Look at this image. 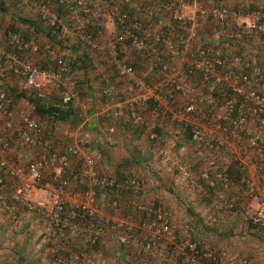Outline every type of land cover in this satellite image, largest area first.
Returning a JSON list of instances; mask_svg holds the SVG:
<instances>
[{
    "label": "built area",
    "instance_id": "obj_1",
    "mask_svg": "<svg viewBox=\"0 0 264 264\" xmlns=\"http://www.w3.org/2000/svg\"><path fill=\"white\" fill-rule=\"evenodd\" d=\"M5 1L29 10L35 8L58 40L74 31L77 38L94 47L102 28L107 24L114 25L116 31L112 29L108 36L109 54L113 58L108 66L113 76H101V95L111 106L112 116L118 118L125 108L131 126L142 128L147 123L141 108L155 104L153 109L159 116L192 126L189 143L201 160L200 176L207 184H213L215 180L224 185L229 182L227 171L216 156L217 148L235 143L242 136L260 161H264V150L260 146L264 92L257 89L264 76V60L258 57L257 51L249 54H230L229 51L231 40L243 36L254 40L264 34V6L254 4L251 9L242 10L210 0H131L125 8L121 0H57L69 8V24L61 20L48 3ZM136 8L167 13L168 21L177 24L185 33L184 45L180 47L171 34L146 28ZM210 20L220 23V29L214 33V42L189 48L190 37L196 36L198 27ZM93 25L100 29L93 32ZM0 33L12 48L6 51L2 68L21 78L20 89L33 91L41 99L55 95L63 104L77 100L76 76L72 75V65L64 55L57 54L50 43L43 44L41 48L54 62L48 69L40 68L26 57L29 50L39 51L38 45L10 29L0 28ZM125 39L130 41L137 54L148 57L147 62L156 73L154 81L139 78L134 66L125 57H120L116 42ZM90 62L93 67L99 65L98 59L93 58ZM124 79L133 85L135 93L130 98L123 97L117 88V82ZM227 90L231 93H224ZM238 98L248 102L247 113L241 116L233 115ZM12 106L13 98L0 88V200L13 214L14 221L18 218L15 210L21 208L36 212L49 223L54 239L49 245L51 261L54 264H127L116 253L114 257H108L104 248L110 243L129 245L137 253L149 252L163 260L152 239L161 245L166 241L176 244L175 227L170 222L171 210L136 205L138 210L148 208L155 213L156 219L141 221L138 212L128 209L124 212L122 203L128 192L148 187L154 178L131 173L119 179L111 172H104L98 167L96 157L80 148L91 145V139L81 130L64 134L68 138L77 137L79 145L65 144L60 149L51 143L49 130L34 116L23 111L14 116ZM251 116L257 123L256 129L249 126ZM113 132V126L106 127L104 140L110 146L116 145ZM150 137L156 138V134L152 133ZM209 138L216 144L202 150V141ZM23 145L35 146L38 151L36 156L20 164L11 154L14 148ZM155 148L163 161L171 162L178 169L179 183H199L192 172L171 155L168 146ZM236 153L239 157L240 151ZM239 160L240 168H248L241 181L255 204L250 217L253 223L264 224V196L257 188L248 158L243 156ZM72 162L78 163V167ZM35 189H42L43 196L34 198ZM232 207L233 203L228 204V208ZM190 247L194 249L195 243ZM195 253L189 260L195 261ZM211 254L204 252L203 257L214 260ZM229 258L226 252L219 254L221 262Z\"/></svg>",
    "mask_w": 264,
    "mask_h": 264
},
{
    "label": "trees",
    "instance_id": "obj_2",
    "mask_svg": "<svg viewBox=\"0 0 264 264\" xmlns=\"http://www.w3.org/2000/svg\"><path fill=\"white\" fill-rule=\"evenodd\" d=\"M35 1L38 3H48L50 7L60 15V18H64L65 21L71 24L68 17L69 8L67 6L59 4L57 0ZM15 6H17L15 3H6L5 0H0V28H6L18 32L19 34L23 35L28 42L34 40H32L33 38L31 39L32 36L24 32L21 28H26V30L30 28L33 33L45 37L48 40L46 43L51 42L50 39H53V43H50L51 45L60 44L62 47L64 45L61 41L64 40L66 41L64 42V47L70 48L71 52L76 53V60L80 62L79 64H73L72 61H69L70 65H72V72L81 69L85 74L87 68L93 67L89 62V53L86 54L88 45L85 41H82L80 38H78L72 43L69 42L68 36H65L66 38L63 40H58L54 36L52 29L44 21H42L38 15H21L19 13L17 15L12 14V10ZM251 8L252 7L247 6L243 8V10H249ZM7 13H9L11 16L7 15L9 20L7 21V24L4 25V20L1 21V17L3 19L6 17L4 15ZM138 13L140 20L150 31H159L165 33L166 35L171 34L173 39L177 40V43L181 45L180 47L184 45V39L186 38L185 33L179 30L177 24L168 21L170 18L167 13H157L153 9L144 11L146 14L145 19H148L145 22V19H143L141 16L143 12L140 13V10H138ZM163 18H167V22H165ZM203 26L204 27L203 30H201L200 35H206L207 32L208 34H211L213 27L209 26V23ZM91 29H93V32H95L100 28L99 26L93 25V28ZM0 34V45H2L3 49V54H0L1 68L2 61L6 57V51H10L12 48L7 45L6 38L4 37L3 33ZM208 37L210 36L208 35ZM206 39L201 42V45L207 44L209 39L207 41ZM191 40L192 39H190L189 42ZM212 42H214L213 39ZM116 44L119 49L120 57L123 55L130 57V55L137 54V52L132 49L128 39H125L122 42H116ZM42 46L43 45H41L39 49L41 62L38 63L37 60L36 62L40 68L48 69L51 67L54 61L51 62L50 54L44 52L41 48ZM247 46L251 47L250 52L257 51L256 53L258 57L261 58V49L264 48V34L258 36L254 40H250L247 36L231 40L229 48L230 54H240L244 49H246ZM191 47L194 48V46ZM80 50L83 52L80 53ZM28 53L29 52L27 51L26 54ZM138 55L140 58H143V60H141L137 56V59L140 60L139 64L143 65V63L145 64V62L148 61V57L141 56L140 54ZM129 63L134 66L136 73H139V69L141 70L142 67L136 66V61L130 60ZM147 70L153 72L156 75L151 64L147 67ZM0 78L2 79V76H0ZM83 79L76 77V89L80 99L83 98L84 94L83 86L85 78ZM143 79L146 82L151 81L148 77H143ZM101 81L103 84V79H101ZM0 88L3 89L9 96H11L13 100L22 99L27 101V103L30 105L29 107L31 111V113H28L34 116L37 120L39 118L40 120L44 121L46 124L49 122L51 127L55 124L57 126L67 124L70 128H73V126H77L83 121L81 105L79 106L76 103L77 101H72L69 104H63L55 95L49 96V99H41L38 98L33 91H24L20 89V86L2 87L1 85ZM257 89L260 92H264V76L260 80ZM227 91H224V93H231L230 90ZM151 106L154 108L155 104ZM247 106V101L238 98L235 103L233 115L241 116L246 114ZM141 110L142 112H145L144 108H141ZM123 114L126 115L128 128L131 133L137 135V138L142 136L141 145H143L142 148H144V150L142 148L137 149V147H134V152L131 153L130 159H127L125 162L123 161L121 165L116 166L115 169L117 174L115 175L119 179H123L125 174L131 173L152 176L154 178L153 183L148 187L144 189L140 188V190H134L133 193H127L125 196L126 198L122 200V203L125 206L124 212L127 209L131 212H138L140 214L141 221H148V219L154 220L156 217L153 211H148V208L138 210L136 205H143L153 209L163 210L164 208L166 210H170L168 207L170 205H168V199L166 198L165 194L167 197L171 195L175 199L178 198L180 200V204L186 210L187 217L189 218L187 225L190 228H187L188 233H186L184 237L179 236L182 232L177 230L176 226L174 225V214L171 211L173 215L170 222H172L173 226L175 227L174 234L176 244L166 241L161 245L152 239V244L159 247L157 251L161 252V255L164 257L161 261L158 260L161 256H152L149 252L137 253L135 250L131 249L129 245L116 244L114 248V243H110L111 245L109 244V247H113V253H116L117 257L120 255L119 258L123 257L124 262L127 264H263L260 257L264 258V224L253 223L250 217L251 212L248 211L247 203L249 202L248 200H251V198L246 194V186L241 181L242 177L246 176L245 174H247L248 168H240L239 158L244 156L245 158L250 159V161L253 163V169L251 170L257 180V183L261 186L264 185V175L262 171V168L264 169V161H260L255 151L250 147L247 149L245 148V146L248 144L246 138L242 136L239 140L240 144H242L244 147V150L240 149L239 157L237 155L235 156L234 151L230 150L227 145L217 148L216 156L218 160L223 163L225 171H227L228 174L229 182L224 185L221 182L215 180L213 184L209 185L200 176L201 160H199V158L196 156V153L192 150V147L189 143V139L193 131L192 126L160 115L159 117L161 120L159 124L153 123L150 125L149 123L148 126H144L142 128L137 127L136 129L131 126L129 122L130 118L127 111L125 112V108H123V112H121L118 118L122 117ZM111 117L114 118L112 113ZM203 119L204 117L202 116L201 120ZM254 119L255 118L253 116L250 117L249 126L256 129L258 126ZM260 132V146L264 147V142L261 143L263 141L262 138L264 139V126L260 127ZM152 133L156 134V138L150 137ZM202 142V150H207L208 147L214 146L216 144V141L211 138ZM163 145L171 148L170 150L173 152L177 160L181 164H184L192 172V175L196 181L199 182L196 185H189L190 188L196 187L195 189L198 191L194 189V191H191L194 192L193 194H198L199 205L203 206L204 208L207 207L208 211L210 212L209 215H202L201 212L195 211L193 209L194 204L192 205L191 199L182 198L184 195L192 196V194H185L174 190V187L177 184L176 182L178 181V169L175 168L171 162L163 161L162 157L157 153L158 147L155 148V146ZM197 186H200V190L197 189ZM230 203H233L234 207L228 208V204ZM219 205H221V207H219ZM227 214L232 217L229 219L224 218L225 216H228ZM238 225L241 226L239 229L237 227ZM137 235L139 236L140 233H137ZM224 240H226V243L229 244L228 249L221 245ZM177 241H179V243ZM193 243H195L196 247L191 249L190 246ZM178 244H181L182 247H178ZM242 246H244V248ZM241 248L243 250L240 251L239 249ZM104 249L107 251L109 248L107 246ZM256 249L257 254L261 252L260 257H257ZM261 250H263V252ZM234 251L237 252L236 255H232ZM204 252H211V256L214 257V260L203 257ZM222 252L228 253L230 258L221 262L219 261V254ZM194 253L195 261L191 259L189 260L191 255Z\"/></svg>",
    "mask_w": 264,
    "mask_h": 264
},
{
    "label": "crops",
    "instance_id": "obj_3",
    "mask_svg": "<svg viewBox=\"0 0 264 264\" xmlns=\"http://www.w3.org/2000/svg\"><path fill=\"white\" fill-rule=\"evenodd\" d=\"M251 1V0H249ZM257 1V0H255ZM124 4L123 7L127 8L131 4V0H121ZM210 2L216 3L218 5H223L227 7L232 8H238L242 9L245 7H252L253 3L248 2L247 0H210ZM262 2V1H261ZM6 3H12L8 2ZM134 5V4H133ZM131 8V7H130ZM146 8V7H145ZM145 8L137 9L140 10L141 16L143 19H145ZM14 15H17L18 13L21 15H38L37 10L33 8V10L25 9L22 6H15L12 10ZM135 11V8H134ZM10 13V12H9ZM9 13L5 14L3 19L1 17V21L4 20V25L7 24V21L9 20L8 16H11ZM139 14V13H138ZM35 17V16H34ZM165 22H167V18H163ZM65 20V19H61ZM146 18L144 20L147 21ZM209 26H212L211 34L206 33V35H200L201 30H203V25L198 27L196 31V36H192V40L188 43L187 46L191 48V46H199L201 45V42L203 40H208L207 43L212 42V39L214 38L215 31L220 29V23L214 20H210ZM206 27V26H205ZM24 32L29 34L31 37L32 42L34 44L38 45L40 47L41 45L45 44L48 40L40 36L39 34H35L32 32V30L29 28L26 30V28H21ZM112 29L116 28L112 24L105 25L101 32L98 33V37L95 38V45L92 47L89 44L86 49V54L89 53V62L94 58L98 59L99 65L96 67H90L87 68L85 74L83 71L76 70L75 72H72L73 75H75L79 79L85 78L84 82V94L83 98H77L78 100L76 103L80 106L83 114V121L77 126H73V128H69L67 124H63L61 129L58 128V126L55 124L51 127V124H46L44 121L39 120L40 124L49 130L50 132V140L51 143L58 147L63 148L65 144H74L79 145L77 137H71L68 138L64 134L65 133H73L75 131L81 130V132L84 135H87L91 139V145L87 147L81 146L80 148L84 153L87 154H93L96 157V160L98 161V167L101 168L104 172H111L113 174H117L116 166L121 165V163L126 161L127 159H130L131 153L134 152V147L142 148V136L140 138H137V135L132 134L131 131L128 128V122L126 119V115L123 114L120 118H113L111 117V106L106 103L105 99L101 95V87H102V81L101 76L104 74L113 75L111 67L108 66V63L112 61V57L109 54V35ZM208 30V29H207ZM114 31V32H115ZM210 37H208V35ZM68 36L69 42H75L77 38L76 33L74 31L69 32ZM35 37V38H34ZM65 37V38H66ZM53 39H50L52 42ZM108 40V41H107ZM62 44L65 46L66 41H61ZM60 46V44H53L52 47L55 49L57 54L64 55L69 61H72L73 64H79L80 62L76 60L77 54L71 52L70 48ZM250 46H247L246 49L242 51V53H249L250 52ZM40 49V48H39ZM105 49V50H104ZM29 53L26 55L27 59L34 61L36 64V60L38 63L41 62V55L39 51L29 50ZM45 52V51H44ZM83 51L80 50V53ZM0 54H3V49L0 51ZM140 56L138 54L130 55V57L123 55L121 58L125 57L127 61H136V66L142 67L141 70L139 69V73L137 72V76L141 79L143 77H148L151 81L155 80V74L149 70H147V67L150 65L149 63L145 62L143 65L139 64L140 60H138V57ZM109 58V59H108ZM134 58V60H133ZM143 60V58H140ZM77 62H76V61ZM52 62V59H51ZM91 63V62H90ZM137 67V69H138ZM0 76H2V79L0 78V86L2 87H11V86H20L21 79L17 78L15 74L4 70L2 67L0 68ZM84 80V79H83ZM191 82H195L193 78L189 79ZM149 81V82H151ZM117 88L120 91V93L125 98H130L134 96V90L133 85L130 81L127 79L121 80L117 82ZM219 89V87H218ZM133 91V92H131ZM21 105H26L27 108H29V104L27 101L19 99V100H13V106H12V114L16 116L19 112L23 111V108H21ZM29 105V106H28ZM22 109V110H21ZM145 112H143L145 121L147 123V126L153 123L159 124L161 118L156 113V111L151 108H144ZM121 123V124H120ZM118 124V125H117ZM113 126L114 132L113 135L116 139V145L110 146L107 144L104 140L105 138V129L108 126ZM172 132L171 130H169ZM58 133H62V136H60ZM140 144V145H139ZM139 145V146H136ZM242 147V146H241ZM170 148V147H169ZM144 150V148H142ZM171 149V148H170ZM37 149L35 146H17L13 149V153L11 155L14 156L15 159H17L21 164L27 161L30 157H34L37 155ZM171 155L175 157L173 152L171 151ZM73 159V158H72ZM76 160V158H74ZM248 166L250 167V170L253 169V163L250 161V159L247 160ZM73 166L78 167V163L75 164V162H72ZM128 165V164H127ZM76 167V168H77ZM253 173V172H252ZM254 175V174H253ZM0 178H2V172L0 171ZM176 186L174 187V190L177 192L185 193V194H192L189 196H182L183 199H191L193 209L197 212H201L202 215H209L210 212L208 211L207 207H203L199 205V197L198 194H193L194 188H190L189 185L186 186L185 184H181L178 181L176 182ZM0 195H2V184H0ZM198 187V186H197ZM194 189V190H193ZM200 190V186L197 188ZM202 189V188H201ZM192 190V191H191ZM198 191V190H196ZM5 193H7L5 191ZM44 191L42 189H35L33 191V197L38 198L40 196H43ZM183 195V194H181ZM166 198L168 199V206L169 209L173 212V223L176 226L177 230H179L181 235L184 237L187 232V228L190 227L187 225V221H189V218L187 217V212L180 204V200L177 198H173L171 195ZM193 198V199H192ZM16 214L18 215V218L16 221L12 220V213H9L2 205V201L0 200V264H54L49 255V245L51 241H53V231L51 229V226L49 223L40 215H38L36 212L27 211L24 209H19V211L15 210ZM228 215V214H227ZM232 216L228 215L224 218L229 219ZM184 219L183 223L182 220ZM183 226V228H182ZM238 229L241 227L240 225L237 226ZM181 241V240H180ZM179 243V241H177ZM111 245V244H110ZM108 244L107 254L108 257H114V249L112 251V248ZM222 246H225L228 249V243H226V240H224L221 243ZM116 244H113V247L115 248ZM178 247H182L181 244H178ZM244 248V246H242ZM261 253V252H260ZM260 253L256 254L257 257H260ZM262 260V263L264 264V258L260 257ZM159 260V259H158Z\"/></svg>",
    "mask_w": 264,
    "mask_h": 264
},
{
    "label": "rangeland",
    "instance_id": "obj_4",
    "mask_svg": "<svg viewBox=\"0 0 264 264\" xmlns=\"http://www.w3.org/2000/svg\"><path fill=\"white\" fill-rule=\"evenodd\" d=\"M249 3L250 2H252L253 3V5L254 4H257V5H260V6H264V0H257V1H255V0H251V1H249V0H247ZM262 1V2H261ZM105 50V49H104ZM247 53V52H246ZM247 54H249V53H247ZM260 59H262V60H264V48L263 49H261V58ZM17 78H19L18 76H16ZM20 79V78H19ZM78 100V99H77ZM29 106V105H28ZM21 108H23V110H27L26 112H29V113H31V111H30V107L29 108H27V106L26 105H21ZM22 110V109H21ZM63 126H65V125H59L58 126V128L59 129H61ZM70 128V127H69ZM252 129H254V127H252ZM60 136H62V133H58ZM262 142L261 143H263L264 142V139L262 138ZM242 144H240V142L239 141H235V143H229V145H228V148L230 149V150H232V151H234V155L236 156L237 155V151H240V149H243L244 150V147L242 146ZM250 146L247 144L246 146H245V148L247 149V148H249ZM251 148V147H250ZM262 149L264 150V147H262ZM252 171V170H251ZM262 171H263V175H264V169L262 168ZM186 182H182L181 184L183 185V184H185ZM263 183H264V177H263ZM187 185H189L188 183H186V186ZM257 185V188L259 189V191H260V193L264 196V185L263 186H261L260 184H256ZM190 186V185H189ZM249 202L247 203V206H248V211H250V212H252L254 209H255V204L254 203H252V201L251 200H248ZM182 221H184V219L182 220ZM238 249V248H237ZM235 250V249H234ZM240 251L241 250H243L242 248L241 249H239ZM239 251V252H240ZM262 252H263V250H261ZM237 254V252H233L232 253V255H236Z\"/></svg>",
    "mask_w": 264,
    "mask_h": 264
}]
</instances>
